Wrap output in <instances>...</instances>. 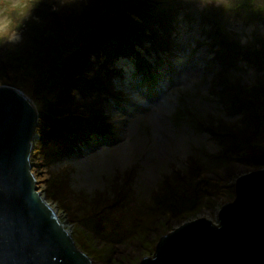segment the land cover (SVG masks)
<instances>
[{"label": "rangeland", "instance_id": "374dc122", "mask_svg": "<svg viewBox=\"0 0 264 264\" xmlns=\"http://www.w3.org/2000/svg\"><path fill=\"white\" fill-rule=\"evenodd\" d=\"M0 45L39 113L31 172L93 264H138L264 166V9L40 0ZM208 212V213H206Z\"/></svg>", "mask_w": 264, "mask_h": 264}, {"label": "water", "instance_id": "95a60500", "mask_svg": "<svg viewBox=\"0 0 264 264\" xmlns=\"http://www.w3.org/2000/svg\"><path fill=\"white\" fill-rule=\"evenodd\" d=\"M39 113L0 86V264H93L78 249L31 172ZM218 211L183 221L138 264H264V166L241 173Z\"/></svg>", "mask_w": 264, "mask_h": 264}, {"label": "clouds", "instance_id": "9594fccd", "mask_svg": "<svg viewBox=\"0 0 264 264\" xmlns=\"http://www.w3.org/2000/svg\"><path fill=\"white\" fill-rule=\"evenodd\" d=\"M67 0H60L61 4ZM255 7L264 9V0H252ZM40 0H0V45L19 43L21 29L32 16ZM202 7L214 5L225 10L240 6V0H199Z\"/></svg>", "mask_w": 264, "mask_h": 264}, {"label": "bare ground", "instance_id": "6f19581e", "mask_svg": "<svg viewBox=\"0 0 264 264\" xmlns=\"http://www.w3.org/2000/svg\"><path fill=\"white\" fill-rule=\"evenodd\" d=\"M36 145L39 146L38 143H36ZM37 151H38V150L34 151L33 154L37 153ZM50 206H51V205H50ZM206 213H208V212H206ZM205 217L208 218L209 216H205ZM181 223H182V222H181ZM62 225H63V224H62ZM63 227L66 229L65 225H63ZM96 264H98V263H96Z\"/></svg>", "mask_w": 264, "mask_h": 264}]
</instances>
